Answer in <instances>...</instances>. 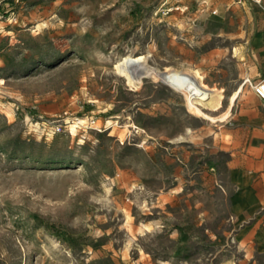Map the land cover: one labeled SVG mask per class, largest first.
I'll list each match as a JSON object with an SVG mask.
<instances>
[{
  "label": "rangeland",
  "instance_id": "obj_1",
  "mask_svg": "<svg viewBox=\"0 0 264 264\" xmlns=\"http://www.w3.org/2000/svg\"><path fill=\"white\" fill-rule=\"evenodd\" d=\"M263 36L264 0H0V264H264L232 205ZM169 71L201 74L213 115L243 92L213 123Z\"/></svg>",
  "mask_w": 264,
  "mask_h": 264
},
{
  "label": "crops",
  "instance_id": "obj_2",
  "mask_svg": "<svg viewBox=\"0 0 264 264\" xmlns=\"http://www.w3.org/2000/svg\"><path fill=\"white\" fill-rule=\"evenodd\" d=\"M218 90L223 94V88ZM242 92L243 90L233 105L230 100L228 101L226 110L231 104L230 113ZM261 101V109L255 108L252 115L240 119L239 125L235 129L237 135L244 134L249 139L246 142L245 151H239L240 156L236 157L237 159L242 158V167L247 170L246 175H244L245 180L241 181L246 185H239L237 197L233 200L232 205L234 207V219L239 224V239L244 240L247 245L255 247L259 252H264V145L258 140L264 134V99ZM232 182L235 183L234 180ZM243 190H246L249 195L244 196Z\"/></svg>",
  "mask_w": 264,
  "mask_h": 264
},
{
  "label": "bare ground",
  "instance_id": "obj_3",
  "mask_svg": "<svg viewBox=\"0 0 264 264\" xmlns=\"http://www.w3.org/2000/svg\"><path fill=\"white\" fill-rule=\"evenodd\" d=\"M261 1L262 0H256V2L258 3H260ZM144 61L145 60L143 58L121 59L116 63L115 67H126L124 71H126L125 76H127L128 82L141 84L143 78L136 79L135 73L136 71L139 72V67L143 66ZM141 73L143 74V72ZM161 77L166 84L170 85L178 92H182L185 95L187 101L186 105L189 109L197 113V115L202 116L204 119L211 122L225 121L229 117L231 104L233 105L240 92L244 88V85H241L233 93V95L229 99L231 103L230 107L225 112L220 115H213L210 113V111L215 112L219 110V95L215 89L211 88L204 82L205 78L201 74H199L198 72L191 74L181 71H169L165 74H162Z\"/></svg>",
  "mask_w": 264,
  "mask_h": 264
},
{
  "label": "built area",
  "instance_id": "obj_4",
  "mask_svg": "<svg viewBox=\"0 0 264 264\" xmlns=\"http://www.w3.org/2000/svg\"><path fill=\"white\" fill-rule=\"evenodd\" d=\"M171 9H176V10H179L181 9L182 10V6L180 5H176V6H173ZM252 89L254 90V92L261 98V99H264V78L261 79L260 81L256 82V83H253L252 84ZM94 122V121H92Z\"/></svg>",
  "mask_w": 264,
  "mask_h": 264
}]
</instances>
